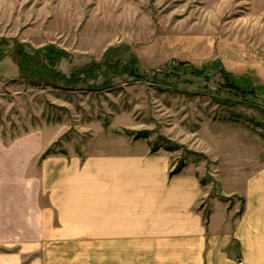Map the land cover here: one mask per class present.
<instances>
[{
  "label": "rangeland",
  "instance_id": "1",
  "mask_svg": "<svg viewBox=\"0 0 264 264\" xmlns=\"http://www.w3.org/2000/svg\"><path fill=\"white\" fill-rule=\"evenodd\" d=\"M44 6L34 27L25 11L38 18ZM0 9L2 209L25 194L27 178L29 191L38 189L42 163L53 155L85 162L164 154L170 175L194 174L210 196L222 192L223 160L249 154L264 163V87L251 76L254 95L243 97L223 86L220 70L249 75V51L258 46L264 55V18L248 13L247 0L13 1ZM239 38L246 50L233 49ZM46 47L59 54L35 55ZM21 49L34 60L24 65L39 59L44 71L20 72ZM251 163L242 169L261 164ZM6 218L0 237H14L22 224Z\"/></svg>",
  "mask_w": 264,
  "mask_h": 264
},
{
  "label": "crops",
  "instance_id": "2",
  "mask_svg": "<svg viewBox=\"0 0 264 264\" xmlns=\"http://www.w3.org/2000/svg\"><path fill=\"white\" fill-rule=\"evenodd\" d=\"M13 1L139 0H0ZM247 9L264 18V0H247ZM28 11L31 25L40 26L46 7L35 12L38 18ZM241 41L233 49L246 50ZM259 49L247 56L252 73L236 78L253 82L255 76L256 86L264 87ZM96 157L80 162L53 155L42 163L35 192L29 191L27 178L25 194H16L14 207L0 205V219L22 224L12 230L14 237H0V264H22L24 257L30 258L26 264H264L261 161L249 154L223 160L217 171L222 192L210 196L211 187L194 174H181L182 169L170 175V157L164 154ZM249 162L261 164L242 169ZM230 197L241 205L230 207Z\"/></svg>",
  "mask_w": 264,
  "mask_h": 264
},
{
  "label": "trees",
  "instance_id": "3",
  "mask_svg": "<svg viewBox=\"0 0 264 264\" xmlns=\"http://www.w3.org/2000/svg\"><path fill=\"white\" fill-rule=\"evenodd\" d=\"M44 49H45V52L44 53L41 52L42 50L39 51V52L38 51H35V55L40 56L41 59H42V57L48 56L49 55V52H51L52 54H59L58 51H53L52 52L51 51V50H53L52 47H46ZM48 50H50V51L48 52ZM60 54H62V52ZM19 56H22L24 58L23 59V62L18 63V69H19L20 72H24V73H26V72L29 73L30 72L31 73L32 70L35 67L38 68L39 63H41V61H39V59L37 61L35 60L36 61L35 63L32 62L34 60H32V58L28 56L27 52L24 49H21L19 51ZM38 56H35V58L38 57ZM24 60L25 61L32 60L31 61L32 62V65H29V64L24 65V62H25ZM44 69H45V66L42 64L40 66V68H38L37 70L40 72V71H44ZM46 70H48V69H46ZM220 70H221V73H222L221 76L223 77V84H224L223 86L225 88H227L230 91L237 92L238 94L243 95V97L244 96H248V95H252V96L254 95L253 92H252L254 90V87L250 84L249 80H247L245 78H236L232 73L226 71L223 67L220 68ZM51 73H55L56 74L57 72L53 70V72H51ZM76 76L77 75L73 74L70 79L71 80H74V78ZM43 81L45 82V84H47V83L50 84V81H48L46 79L43 80ZM179 171H180V169H178L177 171L175 170L174 171V174L178 173Z\"/></svg>",
  "mask_w": 264,
  "mask_h": 264
},
{
  "label": "water",
  "instance_id": "4",
  "mask_svg": "<svg viewBox=\"0 0 264 264\" xmlns=\"http://www.w3.org/2000/svg\"><path fill=\"white\" fill-rule=\"evenodd\" d=\"M131 74H133V71H131ZM134 75H136V74H134Z\"/></svg>",
  "mask_w": 264,
  "mask_h": 264
}]
</instances>
